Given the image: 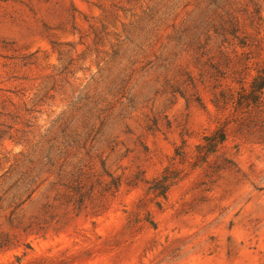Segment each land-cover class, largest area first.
<instances>
[{"label":"rangeland","instance_id":"1","mask_svg":"<svg viewBox=\"0 0 264 264\" xmlns=\"http://www.w3.org/2000/svg\"><path fill=\"white\" fill-rule=\"evenodd\" d=\"M262 64L264 0H0V264H264Z\"/></svg>","mask_w":264,"mask_h":264},{"label":"trees","instance_id":"2","mask_svg":"<svg viewBox=\"0 0 264 264\" xmlns=\"http://www.w3.org/2000/svg\"><path fill=\"white\" fill-rule=\"evenodd\" d=\"M259 8V6H257ZM238 25L236 23L232 24V30L235 31L238 28ZM264 90V64L259 66L257 68L256 74L254 75L250 85H249V91L245 97V99H248L250 103H257L261 97V94ZM27 179V178H26ZM35 183V177H30L26 180V191H28L27 198L30 196L33 188L31 189V186Z\"/></svg>","mask_w":264,"mask_h":264}]
</instances>
